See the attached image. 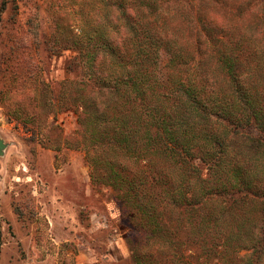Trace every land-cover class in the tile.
I'll use <instances>...</instances> for the list:
<instances>
[{
  "label": "trees",
  "instance_id": "16d2710c",
  "mask_svg": "<svg viewBox=\"0 0 264 264\" xmlns=\"http://www.w3.org/2000/svg\"><path fill=\"white\" fill-rule=\"evenodd\" d=\"M156 1L71 0L66 26L65 5L48 6L55 29L44 35V52L75 53L65 69L73 79L58 83L65 99L49 96V110H78L76 143L86 153L92 183L115 192L133 233L134 264H264V100L242 78L238 64L247 47L235 28L245 10L264 14V0L248 8V0H213L224 11L220 17H230L219 23L200 5L196 19H207L190 50L174 43L172 29L190 21L192 12L180 19ZM176 1L192 8L191 0ZM7 5L0 0V30ZM204 41L221 47L203 51ZM30 45L41 52L42 46ZM17 46L5 58L3 76L11 85L20 76L14 68L19 58L12 56ZM215 53L223 60L218 70L230 76L226 90L202 64ZM27 58L20 79L43 94L49 69L44 60ZM27 100L29 107L19 102L15 119L49 140L59 127L48 114L28 110L37 94ZM239 142L260 158V174L240 163Z\"/></svg>",
  "mask_w": 264,
  "mask_h": 264
},
{
  "label": "rangeland",
  "instance_id": "374dc122",
  "mask_svg": "<svg viewBox=\"0 0 264 264\" xmlns=\"http://www.w3.org/2000/svg\"><path fill=\"white\" fill-rule=\"evenodd\" d=\"M52 2L65 5L62 21L68 25L71 0H8L1 23L0 136L7 148L5 155L0 156V264H134L133 233L121 219L115 192L110 187L92 183L86 153L83 146L76 143L82 131L78 110H59L55 115L49 110V96L56 97L58 103L65 99L58 83L69 77L73 79L65 69L75 55L64 50L62 55L53 57L43 50L44 35L55 29L52 12L46 11ZM73 2L76 4L79 0ZM161 2L165 3L166 10L175 11L168 14L180 19L189 17L186 15L192 12L190 21L172 29L174 43L179 42L186 50L196 46L197 28L204 30L207 18L196 19L200 5L215 23L230 18L220 17L224 11L213 7V0H191L192 8L176 0H159L156 4L159 6ZM247 2V8L255 4L253 0ZM227 15H231L230 10ZM235 28L243 36L242 45L247 47L238 64L242 78L247 86L254 85L252 93L264 100V14L245 10L240 27L235 25ZM33 41L42 46L41 52L36 53L34 47L31 48ZM211 43L204 41L201 49L209 51L221 47L218 42ZM15 44L20 49L12 56L19 58L14 61V68L19 70L20 76L11 85L10 78L3 75L7 68L5 58ZM27 46L24 53L22 49ZM28 56L33 57V62L44 60L49 69L43 94L36 91L35 84H25L24 78L20 79L25 73L24 59L28 61ZM202 64L211 66L212 75L218 81L215 86L226 90L230 76L218 70L216 65L223 64L219 55L215 53ZM9 87L13 89L10 91ZM31 94H37L38 100L28 110L41 118L48 114L47 119L59 127L49 140L34 134L30 125L15 119L13 114L20 107V101L29 107L27 99ZM70 139L72 144H69ZM241 146V142L234 144L237 153H245L240 163L256 175L260 174V158Z\"/></svg>",
  "mask_w": 264,
  "mask_h": 264
},
{
  "label": "water",
  "instance_id": "95a60500",
  "mask_svg": "<svg viewBox=\"0 0 264 264\" xmlns=\"http://www.w3.org/2000/svg\"><path fill=\"white\" fill-rule=\"evenodd\" d=\"M6 148L7 144L5 143V140L0 136V156L5 155Z\"/></svg>",
  "mask_w": 264,
  "mask_h": 264
}]
</instances>
